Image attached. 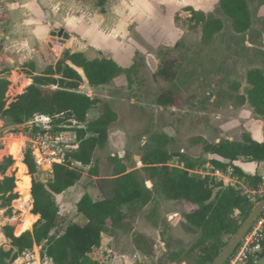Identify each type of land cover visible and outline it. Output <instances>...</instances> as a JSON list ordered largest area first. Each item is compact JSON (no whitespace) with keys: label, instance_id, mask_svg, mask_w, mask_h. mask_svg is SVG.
Returning a JSON list of instances; mask_svg holds the SVG:
<instances>
[{"label":"rangeland","instance_id":"rangeland-1","mask_svg":"<svg viewBox=\"0 0 264 264\" xmlns=\"http://www.w3.org/2000/svg\"><path fill=\"white\" fill-rule=\"evenodd\" d=\"M218 1L103 0L101 4L100 0H58V14H53L51 19L57 21L55 29L70 31L77 38L80 34L89 59L109 57L123 67L134 64L135 71L131 85L121 75L108 85L90 90L91 97H98L103 103L107 101L117 112L118 120L111 128L125 130L127 145L124 153L119 154L108 142L104 148L95 150L91 165H77L83 168L80 180L74 187L55 195L59 213L52 233L61 234L69 223L82 225L86 222L76 211L81 195L88 193L93 199L109 197L110 175L115 165L110 157L131 164L141 149L148 147L152 132L167 134L172 139L167 146L168 152L183 155L184 158L173 155L170 166L181 167L187 161L192 162L190 173L205 176L210 167L202 144L197 141L199 138L212 143L229 138L239 141L245 131L254 138L264 130V119L257 117L247 103H239L249 87L245 82L247 70L258 68L264 72V0H246L251 25L245 33L233 31ZM192 10L222 22V29L207 43L202 41L200 25L194 27V21L190 20ZM48 54L52 59L60 55L49 50ZM169 58L175 60L174 79L154 76L160 63ZM16 67L25 74L30 71L28 67L24 69L25 66ZM163 90H172L176 95L172 107L157 106L156 96ZM84 92L89 93L88 87ZM100 108L98 104L89 110L88 120L95 119ZM70 123L77 126L76 122ZM38 124L41 127L33 121L14 124L9 117L0 118V137L5 139L6 146L2 152L8 154L13 142H18V150L23 144L28 152L31 143L26 137L40 133L43 123ZM71 125L66 127L72 130ZM15 153L17 155V151ZM12 161L18 182L17 161L20 160ZM92 166L97 169L96 174L91 171ZM51 167L46 163L39 166L35 178L43 182L51 180ZM135 167L139 178L146 180L145 185L151 188L143 165L138 163ZM30 178L32 180L31 175ZM101 179L107 180L103 186ZM1 203L3 200L0 201V209L4 207L0 223L8 224L7 219L13 216L18 222L23 219L21 211L16 209L14 213L11 203L9 206ZM193 208L186 201L168 200L156 191L153 200L129 219L126 228H110L102 236L101 251L105 259L110 264H127V261L129 264H188L194 259L195 251L191 248L199 231L185 227L183 215ZM228 237L224 235L223 238L227 240ZM6 245L8 250L9 242ZM34 254L35 251H30L11 264H24L22 258L33 262Z\"/></svg>","mask_w":264,"mask_h":264},{"label":"trees","instance_id":"trees-1","mask_svg":"<svg viewBox=\"0 0 264 264\" xmlns=\"http://www.w3.org/2000/svg\"><path fill=\"white\" fill-rule=\"evenodd\" d=\"M100 1L102 4L103 0ZM218 5L230 19L235 33H245L250 28L251 16L246 0H219ZM190 20L194 21V27L200 25L204 43L222 29L219 19L195 10H192ZM66 61L82 68L89 85L93 87L108 85L120 75L126 77L128 85L133 83L134 64L123 67L111 58L102 56L89 59L79 52H63L61 60L54 67L49 66L43 74L32 75V82L8 105L5 99L8 81L0 79V118L9 117L14 124H26L33 121L35 116L44 115L51 117L53 131L66 129V125H71L70 121H75L77 126H71L79 139L76 148L65 152L62 163L52 165L51 180L43 182L35 178L38 167L29 152L25 153L23 164L18 162L19 189L16 187L14 174L0 180V199L3 200L1 205L9 206L19 194L22 195L19 177L29 174L32 176L27 197L20 203L21 211L30 220L32 228L23 232L18 230L17 225L18 236H15L13 226H4L3 232L9 240L10 248L0 249V264H11L30 252L34 246H39L41 258L50 259L52 264H110L101 251L102 236L110 228H126L129 219L153 199L156 191L168 200L186 201L195 207L183 215L185 227L199 231V237L191 248L195 251L194 259L188 264H211L246 219L253 203L241 190L225 186L214 176L192 175L189 171L194 166L192 162H185L182 168L180 165L170 166L173 155L184 157L180 153L168 152L167 146L172 139L159 131L150 133L148 147L142 148L131 164L124 163L115 156L110 157L115 162L110 180L111 195L93 199L88 193H84L76 202V211L85 219L84 224L69 223L61 234L52 233L59 213L55 195L65 192L80 180L83 168L77 165L86 167L93 163L95 150L106 146L109 127L117 120L116 112L107 102L103 103L99 98L78 92L81 76ZM174 67V59H165L154 76L172 80L175 77ZM245 82L249 87L245 96L240 97L239 103H247L257 117L264 119V72L258 68L247 70ZM175 102L176 95L172 90H163L156 96V104L161 108L172 107ZM98 104H101L99 115L93 120H87L89 110L96 108ZM197 141L202 144L205 154H215L229 161L224 163L218 159H210L213 168L224 171L230 165L233 173L245 185L256 188L259 184H264V177L245 174L233 164V161L239 159L246 162L264 161V140L258 142L249 133H243L240 141L222 139L212 143L204 138ZM137 161L143 165L142 170L152 183L151 188L145 185L146 180L139 178L138 170L135 169ZM12 162L11 157H5L1 170H6ZM90 169L97 173L95 166ZM99 181L103 186L107 180ZM27 200L32 204V219L27 215L30 210L25 205ZM32 220H35L34 223ZM224 235L229 236L227 240H224Z\"/></svg>","mask_w":264,"mask_h":264},{"label":"crops","instance_id":"crops-1","mask_svg":"<svg viewBox=\"0 0 264 264\" xmlns=\"http://www.w3.org/2000/svg\"><path fill=\"white\" fill-rule=\"evenodd\" d=\"M57 11H58V0H7V6H6L7 15H6L5 24L1 30L2 39L0 42V66H1L0 79H5L8 81V86L5 93V99L7 105L11 103L17 95L21 94L24 91V89L32 82L31 79L32 75L43 74L49 66L54 67L55 64L59 60H61L64 48L67 49L65 50V52H69V53L79 52V53H83L87 57L86 54L87 46L85 43L81 42L82 38L80 34L78 33L79 35L77 38L76 34H73L70 31L67 32L65 30L64 32H66L69 37L64 42L63 50L60 53H58L60 55L58 57L55 56V58L52 59V57H50V54H48V50L51 51V49L49 48V40L53 36L57 35L58 31L60 30L54 28V24H57V21L51 20L52 15L57 13ZM46 54H48V56H46ZM66 63L72 66L81 76L82 81L78 88V92L85 93L84 89L88 87L89 93H85V94L90 96L91 93L90 90H93L98 87H103V86H96V87L90 86L84 75L82 68L72 65L69 61H66ZM17 65L25 66L24 69L28 67L30 68V71H28L27 74L23 72H19L20 70H18L19 67H16ZM4 67H8V68H4ZM3 68L5 70H2ZM38 69H41L42 71L39 72ZM115 79L113 81H115ZM55 87L56 86H53V88ZM37 117H40V115H37ZM117 120H118V114H117ZM116 121L114 123H116ZM111 126L109 127L108 130V142L110 148H112V150L118 149L119 154L124 153L125 147L127 145L126 132L122 128H117L115 130L114 129L112 130ZM244 133H249V132L245 131ZM263 133L264 130L260 132V134H255L253 136L254 137L253 139L258 142H262L264 140ZM261 135L263 136V138H261ZM257 136L259 137L257 138ZM204 156L208 157L207 161H208V166L210 167V171L208 172V174L214 176L216 180L222 181L225 186L232 185L236 189H243V187H245L244 181L241 178H239L235 173H233V169L231 168L230 165H227L226 169L224 171H221L218 168H213L211 163L209 162L210 159H218L224 163H228L229 162L228 160L222 159L219 156L210 153H206L204 154ZM19 160L20 161H17V163L21 162L23 164V159H21V157H19ZM12 163L9 166H7L6 170L4 171L1 170V165H0V180L3 179L4 176H11L13 174L15 176L16 174L14 172L15 168L14 167L12 168L11 166ZM138 163L141 162L137 161L136 164ZM233 164L236 167H238L240 170H242V172H244L245 174H250V175L257 174L259 176L264 177V161L246 162L239 159L233 161ZM19 179H20V188L25 194V197H27L26 192L30 188V181H31L30 175H21ZM15 182L17 184L16 179ZM29 195H30V191H29ZM3 208L4 207H1L0 214L3 213ZM30 211L31 210H29L27 213L29 218H31ZM22 216L23 219H21L19 222L22 223L26 221L30 222V220L25 216L24 212ZM0 217L2 218L3 216ZM7 221L9 220L7 219ZM19 222L18 225H21ZM7 223L8 224H6V222H4L3 224L0 223V249H4V250H6L7 247L6 243H8L9 240L5 237L3 228L6 225L12 226L11 222H7ZM29 228H26L21 231L24 232L27 229L31 230L32 228L31 222ZM13 234L15 236H18L16 234V228H14V226H13ZM103 243H104V239H102V245ZM9 248H10V244L8 246V249ZM40 249L41 248L39 246H34L33 249L31 250V251H35V254L33 256L34 257L33 262H31L29 258H22L21 260L24 261V264H44V263L52 264L50 259L41 258ZM126 263L129 264L128 261ZM247 264H264V248L263 251L258 256H256L254 259H251Z\"/></svg>","mask_w":264,"mask_h":264},{"label":"built area","instance_id":"built-area-1","mask_svg":"<svg viewBox=\"0 0 264 264\" xmlns=\"http://www.w3.org/2000/svg\"><path fill=\"white\" fill-rule=\"evenodd\" d=\"M6 6L7 0H0V42L2 39L1 30L6 21ZM52 39L53 40H49V48L53 53L58 54L64 48V43H62L63 39L62 37H58L57 35L53 36ZM40 122L43 123V128L42 130H40V133H37L32 137H26L31 143L28 152L31 154L33 161L37 167L44 165V163L49 166H52L54 163H62L65 152L69 149L76 148L79 143L76 131L68 128L60 131H53L50 127L52 119L48 116L40 115V117H37L36 120H33V123H35L38 127H41L38 124ZM73 123H75V121H73ZM4 144L5 139L3 137H0V165L2 164L5 157H11L12 159H15L10 150H8V154L2 152L6 149V146H4ZM23 149L24 148L22 144L20 145L19 150L21 159H23L24 151H27L26 148L24 150ZM50 171L52 172V170ZM238 190H241V193L245 195L250 202L253 203V206L264 198V184H259L256 188L245 185L243 189ZM16 200L17 199H14L11 203L12 207L15 208L14 213L17 209L15 207ZM8 220L10 222L13 221L11 222L12 226H16L18 222L16 216H13ZM263 248L264 208L260 211L259 215L254 220L248 232L244 235L236 249L224 264H247L251 259H254L256 256H258L263 251Z\"/></svg>","mask_w":264,"mask_h":264},{"label":"water","instance_id":"water-1","mask_svg":"<svg viewBox=\"0 0 264 264\" xmlns=\"http://www.w3.org/2000/svg\"><path fill=\"white\" fill-rule=\"evenodd\" d=\"M58 37H62V43L69 37L63 29H60L57 33ZM51 40H53L51 38ZM150 62V61H149ZM47 182V181H44ZM150 183V182H148ZM33 201V200H32ZM264 208V198L257 202L249 212L246 219L242 222L239 228L235 231V233L231 236V238L227 241L225 246L222 248L218 256L214 259L211 264H224L233 251L236 249L244 235L248 232L250 227L252 226L254 220L259 215L260 211Z\"/></svg>","mask_w":264,"mask_h":264},{"label":"bare ground","instance_id":"bare-ground-1","mask_svg":"<svg viewBox=\"0 0 264 264\" xmlns=\"http://www.w3.org/2000/svg\"><path fill=\"white\" fill-rule=\"evenodd\" d=\"M14 147H16V148H14ZM14 149V150H13ZM16 149V150H15ZM9 150H10V152L14 155V157L17 159V158H19L20 157V155H19V150H18V142H13L10 146H9ZM15 151H17V155H15L16 153H15ZM27 180V179H26ZM24 193L22 192V195L20 196V198L19 199H17L16 201H15V207L17 208V209H19L20 211L22 210L21 208H20V203L22 202V199L25 197V194L23 195ZM25 205H26V207L27 208H30L31 207V201L30 200H27V201H25ZM22 212V211H21ZM21 215H23V212H22V214ZM21 225H18V230H24V229H26V228H29L30 227V222L29 221H26V222H24V223H22V222H19Z\"/></svg>","mask_w":264,"mask_h":264}]
</instances>
